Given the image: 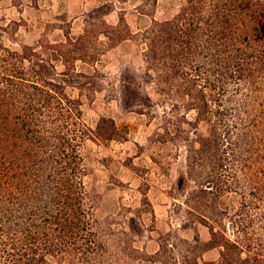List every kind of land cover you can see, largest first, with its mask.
I'll return each mask as SVG.
<instances>
[{
	"label": "trees",
	"instance_id": "16d2710c",
	"mask_svg": "<svg viewBox=\"0 0 264 264\" xmlns=\"http://www.w3.org/2000/svg\"><path fill=\"white\" fill-rule=\"evenodd\" d=\"M139 34L164 97L157 103L169 106L164 134L188 146L187 175L195 184L188 211L208 226L210 238L167 232L157 252L138 248L147 229L143 212L153 209L147 192L149 207L123 206L100 217L102 197L85 183L90 169L83 147L93 132L113 138L115 121L93 131L80 100L67 94L63 77L71 72L72 49L26 44L14 50L0 40V264H264V182L243 175L248 162L234 139L231 104L233 88L243 90L264 65V0H189L172 19L155 20ZM203 120L209 134L192 135ZM233 193L241 196L235 210L223 201ZM132 213L138 224L128 219ZM214 248L220 258L205 260Z\"/></svg>",
	"mask_w": 264,
	"mask_h": 264
},
{
	"label": "rangeland",
	"instance_id": "374dc122",
	"mask_svg": "<svg viewBox=\"0 0 264 264\" xmlns=\"http://www.w3.org/2000/svg\"><path fill=\"white\" fill-rule=\"evenodd\" d=\"M7 2L0 0V40L14 50H21L26 44L38 49L45 48L47 44L65 45L72 49L69 58L71 72L63 77L67 80V94L80 100L83 119L93 131L99 124L105 126L104 130L111 128L110 120L115 121L113 138H100L93 132L83 147L85 163L90 169L85 183L102 197L97 211L99 216L118 214L123 206L135 209L149 207L148 203H143L144 192L149 197V190L153 188L152 198L149 197L153 209L143 212L142 219L147 229L144 228L141 239L136 242L138 248L149 253L157 252L161 236L167 232H172L174 237L180 233L182 237L194 239L196 231H199L203 239H209L208 226L200 219L196 220V214L188 211L186 203L195 187L187 175L188 146L183 140H170L164 134L171 114H166L168 105L157 103L164 97L156 91L154 72L147 69V43L139 34L151 26L134 32L124 17L117 25H111L105 20L109 13L105 6L90 18L89 32L72 30L69 23H64L62 28L66 36L62 38L59 31L52 32L57 24L52 23L45 32L39 28L34 30L32 37H28L23 35L25 27L20 26V22L8 20L4 12ZM128 32L137 37L132 38ZM120 35H125L121 41L110 38ZM53 61L59 68H65L62 61ZM213 67L216 66H212V70ZM257 67L250 83H244L243 90L236 93L240 87L233 88L231 94L235 96H232L231 104L238 125L234 129V139L242 142L239 154L248 162L243 175L251 182L263 183L264 65ZM140 106L157 114L139 112ZM195 117V111L188 114L190 119ZM107 118L108 121L103 120ZM169 127L173 128V125ZM209 132L210 123L203 120L192 135L207 136ZM240 198L239 194L233 193L225 196L223 201L235 210ZM152 200L158 205V210ZM134 218L133 213L128 215L133 222ZM135 223L138 224L139 219ZM219 258L218 248L204 254L208 261Z\"/></svg>",
	"mask_w": 264,
	"mask_h": 264
},
{
	"label": "crops",
	"instance_id": "0c3cea01",
	"mask_svg": "<svg viewBox=\"0 0 264 264\" xmlns=\"http://www.w3.org/2000/svg\"><path fill=\"white\" fill-rule=\"evenodd\" d=\"M188 0H8L4 12L8 20L20 22L24 26V36L32 37L34 30L45 32L49 24L57 23L52 30L59 31L60 37L64 23H69L71 29L89 32L90 18L101 7H108L106 22L117 25L124 17L134 32L148 29L155 20L172 19L178 8ZM93 23V21H92ZM105 34V33H104ZM109 37V35H107ZM124 42V41H123ZM123 44V43H122ZM114 47L113 49H115ZM153 188L149 190L152 198ZM161 197H163L161 195ZM156 210L158 205L152 200Z\"/></svg>",
	"mask_w": 264,
	"mask_h": 264
}]
</instances>
